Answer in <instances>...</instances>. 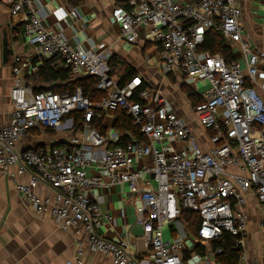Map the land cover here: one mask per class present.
I'll list each match as a JSON object with an SVG mask.
<instances>
[{"label": "built area", "instance_id": "2783aa9c", "mask_svg": "<svg viewBox=\"0 0 264 264\" xmlns=\"http://www.w3.org/2000/svg\"><path fill=\"white\" fill-rule=\"evenodd\" d=\"M69 9V14L75 10ZM8 12L21 19L23 39L39 57H58L72 77L96 78L95 89L104 94L92 103L80 87L72 94L33 92L25 83V70L32 75L36 66L13 57L12 110L9 122L0 125V176L10 177L25 205L36 216H49L61 231H83L88 249L112 264L139 262L129 254L128 241L114 243L96 232L99 220L109 222L111 216L87 192L111 185L128 188L148 264H219L221 249L202 255L195 249L223 231L237 237L242 249L248 197L264 206V100L254 87L264 50L253 49L242 37L240 0H123L114 14L122 41L137 45L144 35L158 46L165 70L179 73L189 85L206 83L199 94L202 102L192 109L196 124L210 133L206 151L199 150L192 128L160 92L151 97L153 106L146 89L138 92L140 101L132 100L141 87L139 79L119 87L107 59L73 45L63 31L49 30L44 21L48 12L36 0H8ZM210 30L232 48V62L200 50ZM95 111L104 116L125 113L144 139L124 145H117V137L108 141L90 125ZM73 112L82 118L76 131L66 119ZM43 129L67 131L71 138L52 148L19 149L30 131ZM42 186L52 194L39 196L36 190ZM183 210L198 216L193 241L180 219ZM262 257L264 264V250ZM82 259L77 242L74 264Z\"/></svg>", "mask_w": 264, "mask_h": 264}, {"label": "crops", "instance_id": "0c3cea01", "mask_svg": "<svg viewBox=\"0 0 264 264\" xmlns=\"http://www.w3.org/2000/svg\"><path fill=\"white\" fill-rule=\"evenodd\" d=\"M39 6L48 12L45 26L52 31H63L73 45L84 50L99 53L109 60L116 56L125 65L114 68L113 76L119 81L125 67L132 70L134 78L141 81V87L151 97L160 92L176 116L187 123L196 137L200 151H206L211 144L209 132L203 131L193 119V105L183 89L191 90L197 98L206 88L204 81L187 84L179 73H170L162 66L158 57V46L140 37L137 45H129L119 38V28L114 14L123 1L115 0H36ZM69 7L75 10L69 14ZM240 26L243 38L256 50H264V0H240ZM86 18V22L81 17ZM81 18V20H80ZM23 22L12 18L8 12V0H0V125L10 120L11 104L9 91L13 84L11 66L13 57L28 60L31 64L36 54L22 36ZM6 34L8 49L3 55L2 41ZM235 52V48H233ZM109 69V68H108ZM28 74V75H27ZM25 75L31 73L27 68ZM254 87L264 100V66L258 67ZM29 81H25L27 84ZM248 82V81H247ZM126 83V84H127ZM29 85V84H27ZM36 84L35 86H38ZM30 86V85H29ZM198 95V96H197ZM200 97V96H199ZM110 116V117H108ZM113 116L105 115L103 126L108 141L117 137L113 130ZM71 133L54 132L46 135L42 130L30 131L19 143V149L52 148L69 142ZM179 149V146H176ZM93 171V168L90 170ZM12 172V170L10 171ZM25 178H23L24 180ZM41 197L50 196L52 191L42 186L36 190ZM92 202L98 205L102 213H109V222L100 219L96 232L99 236L114 243L129 242L128 252L139 264H148L149 256L143 240L142 230L136 224V216L131 203V195L125 185H111L87 192ZM246 213L245 236L239 264H263L264 227L261 222L264 206L258 204L254 196H249L244 207ZM167 232V231H165ZM77 242L81 243L82 264H112L105 256L91 252L83 231L75 229L61 231L47 215L36 216L25 205L21 196L14 190L8 175L0 176V264H74Z\"/></svg>", "mask_w": 264, "mask_h": 264}, {"label": "trees", "instance_id": "16d2710c", "mask_svg": "<svg viewBox=\"0 0 264 264\" xmlns=\"http://www.w3.org/2000/svg\"><path fill=\"white\" fill-rule=\"evenodd\" d=\"M201 51H207L213 54H219L224 61L228 64L235 59L232 52V48L226 44L221 34L216 30H210L205 33L203 42L200 46ZM32 65L36 66L37 70L34 74L25 77V81L30 85L33 92H48L52 94H72L75 88L80 87L82 94L89 98L92 103L99 101L104 94L95 89L97 79L93 77H72L68 70L63 66V63L58 57L49 59H43L41 57L35 58ZM119 65H125L117 59L116 56H111L108 60V68L110 75H113L114 68ZM133 72L128 67L124 69V75L119 79V87L125 85ZM39 84L38 86H35ZM140 87L132 95V100L140 101L138 99V92L143 90ZM185 92L191 101V104L196 106L202 102V99L198 98L194 94H189L191 90L183 87ZM192 92V91H191ZM113 116V130L118 135L117 145H124L131 141H142L144 138L139 133V129L133 127L131 119L121 111H115L109 113ZM104 115L99 111H95L90 125L97 130L101 135L105 136V128L102 125ZM66 119H70L73 122L74 130L81 128L82 118L79 113L73 112ZM37 131V130H34ZM46 135H53L55 131L50 129L42 130ZM61 145V144H60ZM113 144L108 143V147H112ZM38 149V148H37ZM35 149V150H37ZM181 222L190 232L193 237H196V227L198 225V216L190 211L183 210L180 216ZM237 237L231 236L228 232L223 231L220 237L216 240H212L205 247L197 245L195 251L202 255L206 250L221 249L220 254H216V260L219 264H239L242 249L236 245ZM187 257V254H184Z\"/></svg>", "mask_w": 264, "mask_h": 264}, {"label": "water", "instance_id": "95a60500", "mask_svg": "<svg viewBox=\"0 0 264 264\" xmlns=\"http://www.w3.org/2000/svg\"><path fill=\"white\" fill-rule=\"evenodd\" d=\"M117 2H121L123 0H115ZM2 49H3V55L5 56L6 52H8L9 54H12V51L8 49V41L6 38V34H4V38L2 41Z\"/></svg>", "mask_w": 264, "mask_h": 264}, {"label": "rangeland", "instance_id": "374dc122", "mask_svg": "<svg viewBox=\"0 0 264 264\" xmlns=\"http://www.w3.org/2000/svg\"><path fill=\"white\" fill-rule=\"evenodd\" d=\"M108 117H110V116H108ZM65 132H67V131H65ZM164 233H166V232H164ZM167 233H168V236H170V235H169V231H167ZM165 235H166V234H165ZM166 236H167V235H166ZM166 236H165V237H166ZM190 237H191V240L193 241V238H194V237H193L192 235H190Z\"/></svg>", "mask_w": 264, "mask_h": 264}]
</instances>
